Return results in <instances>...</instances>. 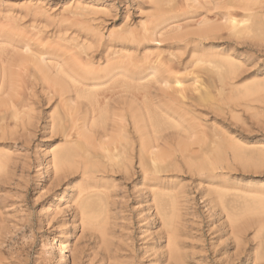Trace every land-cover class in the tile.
<instances>
[{"label":"rangeland","instance_id":"374dc122","mask_svg":"<svg viewBox=\"0 0 264 264\" xmlns=\"http://www.w3.org/2000/svg\"><path fill=\"white\" fill-rule=\"evenodd\" d=\"M235 1L237 0H0L1 37L10 36L15 42L27 41L34 53L45 55L48 61L51 60L53 63L63 64L70 57L77 58L80 54L84 58L86 57L85 52L91 57L96 56L103 47L108 50L109 46L106 58L104 57L105 60H101L99 64L97 60L94 61L96 63L94 68H97L94 70L100 69L97 72L104 71L101 68L106 63L107 68L106 66L105 68L108 71L105 70L107 72L113 70L114 65L117 64L116 61L123 62L122 67H124L125 73L144 71V68L156 64L162 66L166 64L167 66L171 60L175 61L173 63H176V60L181 61L176 65L172 62L169 64V67L171 65L174 67H171L174 70V77L182 83V86H174L173 93L170 90L172 94L177 92L180 96L176 94L174 97H179L180 100L186 97L185 100L183 99L185 104L193 103L196 98L197 100L200 99V92H196V88L200 90L203 86L204 91L212 90L210 93L214 99L206 107L192 109L193 112H190V115L186 113V117L192 119H197L200 115L205 117L209 120V126L211 124L213 127L217 126L218 128H214L224 131L228 138L231 137L233 141L235 139V143L244 145L246 150L253 155L250 165L245 166L239 162H234L233 167H227L220 171L224 180L205 181L204 177H200L196 171L189 172L188 167L180 163V167L174 168V170L173 168L172 170L169 169L167 172L165 170V172L158 174L159 182L145 183L141 179V167H138L139 164L136 163V160H134L135 168H132L134 170L131 169V172L129 170L130 174L126 173L123 168L124 164L127 163L125 154L121 155L120 158L113 156L106 159L94 158L92 156L94 152H91L85 144L80 146L66 143L62 137L59 114L55 115V110L53 111L59 102L57 96L56 99L52 100L50 105H53L52 108L49 109L50 111L48 110L53 113L51 114L53 119L50 120L51 123H55L57 131V133H50L51 136L42 137L43 131L40 129L44 127L42 121L39 122V129L34 134L24 136L19 129L14 137L8 135L9 130L3 122H0L1 127L6 128L0 129L2 130L0 131V139L3 136V130L7 131V135L5 131V138L3 136V139L0 140V157L7 154L10 156L9 162L4 157L0 158V162L2 161L0 164V233H3L2 236L0 235L2 238V241L0 239V249L10 254V257L6 259L8 264H110L108 260L112 255L119 257L120 262L123 261L126 264H152V252L145 254L146 247L152 246L153 251H164H161L158 241V233L161 228H159V221L156 212H154L157 202L156 199L151 198L153 192L160 191L167 193V197L160 193L166 202L175 199L177 201L179 214L183 217L179 227L183 231L182 234L184 233L185 237L188 236L186 238L183 236L184 244L189 249L188 264H244L249 253L250 257L253 258V263L256 262L257 259L254 260L255 253L262 248L264 251V229L260 231L258 228L259 225H264V215L254 214L253 211H249V213L254 216L247 214L248 207L243 213V207L248 205L247 200L249 201L250 197H254V195L261 197L264 194V38L258 36L254 38L255 40H249V38L244 40L230 39L231 41L229 39H224L225 41L214 40L209 43L210 45L208 44L209 46L206 44L207 47L202 48V50L206 48V51L212 46L209 51H213L215 48L214 51L228 52V56H223L226 61L230 60L229 62L233 61V63L236 61L234 64L237 66L241 64L239 68L242 67L243 81L238 82V84L234 83V85H231L233 82H230L227 85V83L223 84L220 75L221 73L223 76H225L224 73L227 74L229 71L228 64L225 61L222 62L221 71L220 66L215 63L219 61V57L208 58L218 67H213V64L200 63L197 60L200 59L201 55L192 52L194 45L191 42L190 44L186 42V38L183 37L181 38L184 43L180 42L181 38L179 37L183 34L188 35L190 32L192 34V31L193 33L194 31L197 32V29L200 28L199 22L207 14L206 17L212 18L213 24L217 25V20L218 23L220 22L215 16L217 15L219 18L218 14L224 12L230 3ZM13 19L15 23L12 22ZM196 21L198 24L195 23ZM262 22L264 23V18ZM7 24H10L9 29ZM188 38H191L190 40L195 39L193 35ZM3 43V47L12 48L8 45L9 43H5V41ZM23 43H19V45H23ZM123 43L128 50L122 47ZM82 45L85 46L84 53L80 50ZM90 45L93 47L88 49ZM120 51L121 54L118 55ZM124 52L126 55L128 54V59L125 58V54L122 55ZM121 55L125 58L124 61L119 60ZM108 57L111 59L109 64L106 62ZM114 59L115 62H112ZM202 59L204 58L202 57ZM219 62L218 64L221 63ZM157 65L155 67L159 68ZM85 66L83 69L82 65L76 72L83 76L88 75L89 70L92 71L93 69L88 67L85 69ZM166 66L162 68L165 70L168 68ZM32 67L28 66V70H32L34 68ZM30 71V74L37 75L36 71V73L33 70ZM218 73L220 74L218 75ZM158 75V78L163 76ZM213 76L215 78L211 79ZM28 77L27 82L30 80L29 82L36 83L37 80L30 79L36 78L35 76L28 75ZM117 78L122 79V76ZM208 80L214 82L209 83ZM37 82L36 84L39 86L36 87L39 90L41 84L39 81ZM156 82L155 78H149L139 87L131 83L129 85L131 98L133 97L132 99L138 103H148L150 102L149 99L154 98L156 94L164 97ZM202 82L203 84H200ZM213 83L218 86L216 85L217 87L214 86L215 88L212 89ZM260 86L263 89H260L262 91L256 94V90ZM140 87H142L141 90ZM103 88L102 93L108 91L110 86L107 85ZM248 88L255 90V94L251 95L252 97L246 95L250 90ZM117 90H121V88L119 87ZM200 91L202 93V90ZM225 94L227 96L230 94V97H226ZM62 95L66 103L72 102V99L76 97L73 90L72 92L67 90ZM59 110L61 111V109ZM39 117L42 118V113L39 114ZM76 119L78 116L75 117V121ZM81 121L77 122L78 127H81ZM13 122L10 121V125ZM97 122L96 127L101 130ZM204 131L211 133L207 127ZM75 132L73 130L74 135ZM86 138L88 139V136L82 137V141L84 142ZM51 150H61L60 152L65 157L69 155V152H72V156L75 157L74 160L83 161L86 159L88 161L89 158V166H92L90 171L95 175L96 184L100 188L96 194L100 193L94 197L93 203L99 205L101 202L105 207L108 206L107 210L109 209L108 216L111 218L109 228L112 232L110 247L101 242L102 239L98 232L84 230L78 215L73 216L75 208L70 204L73 198L70 196V190L74 186V179H78V176L81 184L85 183L80 177L81 171H78V176L71 175L68 169L72 163L67 161L65 165L67 186L62 189L56 187V184L52 185L54 170L52 166H47L50 158L49 156L46 158V154ZM231 156L232 154L229 152L230 160H232ZM3 163L5 165H2ZM112 167L116 168L115 173L110 172ZM128 174L132 178L128 177ZM218 181L225 186V189L222 190L225 193V198H222L223 201L221 198L216 200V203L218 202L217 207L214 206V199L221 189L213 187L219 184ZM169 184L172 185L171 188ZM155 188L158 191H154ZM64 189L69 192L62 196L60 193ZM214 189L219 191H214ZM254 189L256 193H247ZM165 198H168V201ZM244 198H248L245 203ZM106 201L108 205H105ZM101 203L100 205H102ZM100 205L95 206L96 212ZM103 205L101 208H104ZM101 208L98 212L102 213L104 209L106 210L104 208L101 211ZM241 209L243 210L241 211ZM240 212L242 213L240 214ZM228 216H234L237 221L240 220L236 225L239 228H244L243 241L241 242L242 250L237 240L232 239L228 234L230 226L232 227ZM165 240L164 245H167ZM61 241L67 243V248L63 253L60 252ZM188 246L190 247L188 248ZM63 255L65 259L61 261ZM260 262L264 264V260Z\"/></svg>","mask_w":264,"mask_h":264},{"label":"bare ground","instance_id":"6f19581e","mask_svg":"<svg viewBox=\"0 0 264 264\" xmlns=\"http://www.w3.org/2000/svg\"><path fill=\"white\" fill-rule=\"evenodd\" d=\"M263 1L264 0H237L235 2H232L226 8L224 7L225 8L224 12L218 14L219 18L217 17V15L215 16L217 19H219L220 22L218 23L217 20V25L213 24L212 18L211 20L209 17H206L208 14L205 17L202 15L203 17L201 21L200 22L198 21L199 24L197 23V21L195 22L200 27L197 29L198 30L197 32L194 31L193 33L192 31V34H190L191 33L190 32L188 35L183 34L184 36L183 35L179 36L180 38L181 37L186 38V42H189V44L191 42L194 45L192 52L201 55L200 59L197 60L200 63L202 64L205 63L206 65L207 64L212 65L214 62L208 58L219 57L218 59L221 63L218 61V59L217 61L220 64H218V62H215L218 66L222 65V62L224 61L228 64L229 71L227 72L228 69L226 70L227 74L224 73L225 72L224 71L223 73L225 74V76H223V74L220 72L221 73L220 77L221 80L223 81V84L227 83V85H229L230 82H233V84L231 85H234V83L238 84V82L243 81L242 77L244 76L242 75L243 74V71L241 69L242 67L239 68L241 64L237 66V64H234L236 61H234V63L232 60H231L232 62H229L230 60L226 61L223 58V56L226 55L228 56V52L227 53L220 52V50L219 52L214 51L215 44H213L214 46L213 51H209L212 46L209 47L210 49L209 48L207 49L208 51L207 50L205 51L206 48L204 50H202V48L207 47V45L209 43H212L214 40L215 41L218 40L223 41L224 39L244 40L247 38H249L250 40L258 36L260 37L263 36L262 38H264V29H263L264 23L262 22L264 18V3L262 4ZM216 18L214 20H216ZM210 20L212 24L211 22H209ZM12 22H14V19ZM7 27L9 29L10 24H7ZM192 35L193 38L195 37V39L190 40L191 38L189 39L188 37L189 36L192 37ZM3 41H5V43H9L8 45L12 48L10 49L9 47H3L4 46ZM23 42H15L11 39L10 36L1 37L0 35V122H3L6 128L9 130L8 135L14 137L16 136L17 131L20 129L24 136H30L39 129L38 124L41 121L42 123H44V127L40 128L41 131H43V133L41 132L42 137L51 136L50 133L53 134V132L57 133L55 129L56 125H54L55 123L54 124L51 123L52 122L51 120L53 119V115L51 116V114L53 113H50L49 109H51L53 106V105L50 106L52 100L54 98L56 99V97L58 96L59 102L53 108V111L55 110L54 111L55 115L59 114V124L61 125L62 137L64 138L65 142L71 145L78 144L80 146L85 144L90 149L91 152L92 151L94 152V154L92 155L94 158L100 157L106 159V158H110L111 156L115 158H120L121 155L125 154L127 156L126 159L127 163L124 164L123 168L126 171V173H129L128 172L129 170L131 172V169L133 167L135 168L134 160H136L137 161L136 163L139 164L138 167H141L140 170V172L142 171L141 179L145 183L156 182V181L159 182L160 179H158V174L165 172V170L166 172L169 171V169L172 170V168L174 170V168L180 167V163L186 165V167H188L187 169H189L188 170L189 172L190 171L192 172V170H194L198 173L200 177L202 178L204 177V180L205 181L207 180L209 182L212 180L216 181L219 179L224 180V176L223 174L220 173V171L226 169L227 167L230 168L233 167L234 162H239L240 164L245 166L247 164L250 165V163L252 162L251 160L253 158V155H251L250 152L246 150V147H244V145L241 146L242 144L239 145L240 143H235V139L233 141L232 140L233 138L232 139L231 137L228 138V136L226 135V133H224V131L217 129L218 128L217 126H214L217 127L214 128L213 125L210 123L211 124L210 127L208 124L209 121L208 119H206L205 117L204 118L201 117V115L197 117V119L186 117L187 114L190 115V112H193L192 109L196 110V108L200 109L202 107H206L207 105H210L214 99H213V95H211L210 93L212 92V90L209 88L211 91L210 90H208L209 92H207V90L204 91L205 89H203V86L200 89L202 90V93L198 88H196L197 89L196 92H200L199 93L200 95L198 94L200 99L197 100L196 98V100H194L193 103L185 104L184 100L186 97L183 98L184 100L183 99L180 100L179 94H177V92L174 91L177 94V96H179L177 97L179 99L175 98L174 96L176 94H172L173 93L172 90H174L173 89L174 86L175 87L182 86L181 85L182 83L179 81V79H177L176 77H174L175 75H173L174 73L173 65H171V67L173 68L169 67V64H172L175 61L171 60L172 63L169 61V64L167 66L166 64H164V66H162L161 64L160 65L156 64L157 66H159V68L155 67L156 65L154 66L151 65L148 66L149 68L148 67L144 68L143 69L144 71H140V72L128 71L129 73L127 72V70H126L127 73L124 72L125 70L123 71L124 68L122 67L123 62L116 61L117 64L114 65L113 70L107 72L108 70L106 69L107 68L106 66L107 63H106L105 64L106 68L105 66L101 68V70L104 69V71L97 72L98 70L100 71V69L94 70L97 69L94 68L96 67V63H94V61L97 60L99 64V62L103 60L104 57L106 58V52H108L110 46L108 50L104 49V47L101 49L100 52H98L97 50L98 53L96 52L97 53L96 56L91 57L87 52H85L86 57L83 58L81 57L82 54H80L77 58L70 57L65 63L62 64V63H53L51 60L48 61L45 55L34 53V51H32L31 49L30 44L27 41H23ZM180 42L184 43L182 38ZM19 43H23V45L20 44L22 45L20 46ZM15 45L17 46L15 47ZM80 47H81L80 50L82 51L85 50L84 45ZM92 47L93 46L90 45L88 46V49H91ZM122 47L123 48L126 47L125 43H123ZM120 54L121 51L118 55ZM122 55H124L125 58L127 59L129 58L127 56L128 54L126 55L125 52ZM122 55L120 56L121 59L119 60L124 61L125 58H123ZM202 57L204 59H202ZM113 61L115 62V59L112 60V62ZM158 61L160 63V60ZM106 62H108V64L109 62L111 63L110 57H108ZM180 62L181 61L176 60V63H180ZM29 63H31L32 64L31 66H33L36 69L35 71L37 72V75L29 73V71L31 70L30 68H29L30 70H28V66L31 67ZM176 63L173 64L176 65ZM216 64H213L214 65L213 67H218L215 66ZM84 66L86 67L85 69L88 68L93 69L92 71L90 69L89 70L90 73L86 76H83L82 74L76 72V70H78V68L80 69V67L84 69ZM160 66L164 68L166 66L168 68L164 70V68ZM34 68L32 69L33 71ZM221 68L222 67L220 66V70L222 71ZM220 73H218V75ZM158 74H161L163 76H160L161 78H158L159 76ZM26 75L27 78H25ZM28 75H33L36 77V78L33 77L30 78L31 80L35 79L40 82L41 85L39 90L37 89V87L39 86V85L37 86L36 84L38 83L37 81L36 83L35 82L33 83L32 81L29 82L30 80L28 82L26 81V79L27 80L29 79ZM119 76H122V79H118L117 77ZM215 77L213 76L211 77V79ZM149 78L156 79L157 81L156 83L160 86V91H162L164 97H162L160 94H156L154 98L149 99L150 102L147 101L148 103L146 102L138 103L135 99L134 100L132 99L133 97L131 98L130 95L131 91L129 85H131V83H134L139 87L141 83H143ZM213 80L211 81L208 80V82L209 83L214 82ZM200 84H203V82ZM214 84L215 83H213L212 89L215 88L214 86L217 85ZM107 85L110 86L109 90L108 91L106 90L105 92L102 93L104 89L103 87ZM207 85L209 87L208 83ZM119 87L121 88V90H117V88ZM141 89L142 87H140V90ZM145 89H147L146 86ZM257 89L258 90H256L255 88L257 92L256 94H258L259 91H262L260 89H263V87L260 86ZM67 90L68 92H72L73 90L76 94V97L72 99L73 101L68 103L64 102L62 98L63 96L62 94L65 93ZM170 90L172 93L170 92ZM231 90L233 91V89ZM250 90L246 93L248 97L251 96L252 94H255L254 89L251 88ZM229 95L230 94H228V96L226 95V97H230ZM138 99L140 100V98ZM218 103L220 104V102ZM186 108L188 109L186 110ZM38 109L39 112L42 113V118L39 117L40 113L38 112ZM59 109H61V111ZM217 112L219 113V111ZM231 112L233 113L234 111ZM76 116H78V119H76L75 121ZM255 116L257 115L255 114ZM10 121H14L12 125H10L9 123ZM78 121L79 122L81 121V127H78L77 125ZM96 122L98 123L101 130H99L96 127ZM255 122L257 121L255 120ZM206 127L209 128V130H211V133H206L204 131ZM6 128L5 127L2 128L0 125V129H6ZM73 130L76 131L75 135L73 134ZM3 131H4L3 132V136H4L6 130ZM6 135H7V131H6ZM3 136L1 137V139H3ZM87 136L88 139L86 138V140L83 142L82 137H87ZM60 151L61 150H55V151L51 150L49 151L48 154H46V158H48V156L50 158L49 164L47 163V166H52L54 170V180L52 185L56 184V187H61L62 189L65 188V186H67L68 182H66V173H65L66 170L65 165L67 161L72 163L70 165V168L68 169L71 172V175L78 176V171H81L80 177L82 178V181L85 183L81 184V180L78 176V179H74V186L70 190L71 191L70 196L73 197L72 201H70V204H72L75 208V211L73 212V216L76 217L78 215V217H80V220L82 221L81 223L83 224V229L84 230L88 229L89 231L92 232L95 231L98 232V234L102 239L101 242L105 246L110 247L111 244L110 239H112L111 238L112 232L110 231L111 229L109 228V226L111 225L110 222L111 218L108 216L109 209L107 210L108 206L105 207L99 201L104 206V208H106V210L104 208H101L102 205H100L99 202L98 203L100 207L99 208L97 207L98 210L100 208L101 211L102 209L104 210L102 213L99 211L101 214L98 212V210H97L98 213L95 210V206H99V205L93 203L94 202L93 199L94 197L97 196V194L100 193L99 192L96 194V192H98L100 188L96 184L95 181L96 178L94 177L95 175H93V173L90 171L92 169V166H89L90 165L89 158L88 161H86V159H83V161L74 160L75 157L72 156V152L71 153L69 152L68 153L69 155H66L65 157ZM229 152L230 154H232L231 156L232 160L229 159ZM3 157L8 162L10 161V156L8 154L3 155L0 158ZM1 163L2 161L0 162V164ZM4 163L7 165L6 162ZM4 163L2 165H5ZM110 172L115 173L116 168L112 167L110 169ZM129 174L128 177H131L129 176ZM216 187H218L219 190L221 189L220 192L217 194V196H215L216 199H214L215 200L214 206L218 207L217 204L218 202L216 203V200L221 198V200L223 201V199L225 198V193L224 191H222L223 189H225V186L221 182H219V184H217V186L213 188ZM218 189H214V191ZM155 190L156 188L154 189V191ZM254 190L247 193L254 194L256 193V190L255 192ZM67 192L69 191H66V189H64L60 194L62 196H65L66 194H68ZM164 192L161 191L153 192L152 193L153 195L151 196V198L156 199L157 202L156 207L154 206L155 207L154 212H156V216L159 221V228H161V231H159L158 233V241L161 251L163 250L164 251L163 252H160V250L153 251L152 246L150 247L147 246L145 249L146 251L145 254L152 252V257H153L152 264H188L187 260H189L190 258L188 256L189 249H187V246L186 244H184L183 241V236L184 238L188 236L185 237L184 233L182 234L183 231H181L182 230L181 227H179V225L183 221L182 219L183 217L182 215L179 214L178 206L176 204L177 201H175L176 199L171 200L169 202L167 200L168 198L167 199L165 198L169 202V205L168 202L162 199L167 194ZM160 193L165 195L162 196V194ZM244 199H245L244 201L245 203L247 199L246 198ZM247 202L249 203L248 205H246V207L244 206L245 208L243 207L244 210L241 209V211L243 210V213L244 211L247 210L248 207V210L246 211V213L248 212L247 214H252L249 213V211H253L255 212L254 214L264 215V194H262L261 197H257V195H254V197L253 196L250 197V200L249 201L247 200ZM106 203L105 205H108V203L107 204ZM241 213L242 212H240V214ZM228 219L230 220L232 227L234 226V228L230 226L229 228L230 231L228 234L229 236L232 237V239L237 240V243L240 244L239 247L241 249L242 248L241 242L243 241L242 235L244 228L237 227L236 223L240 220L237 221L234 218V216H230V217L228 216ZM258 228L261 231L264 229V225H259ZM1 229L3 230V228ZM0 235L2 236L3 233H0ZM149 237L151 238V236ZM0 239L2 241V238ZM164 240L167 245H164ZM66 244H67L66 241L60 242L61 253H63V251L67 248ZM189 247L190 246H188V248ZM249 254L246 257V262L244 264H260V263L262 264V262L260 261L264 260L263 248L259 249L258 252L255 253L254 260L256 259L257 260L254 263H253V258L250 257ZM8 257H10V254H7L6 252L0 249V264H8L6 262L7 261L6 259H8ZM64 259H65L64 255L61 256V261ZM103 259L105 260V258ZM108 262L110 264H126L123 261H121L122 262L121 263L120 258L117 256L113 257V255L109 257Z\"/></svg>","mask_w":264,"mask_h":264}]
</instances>
